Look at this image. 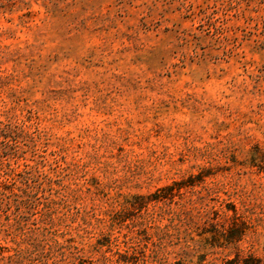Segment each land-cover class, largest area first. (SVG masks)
Segmentation results:
<instances>
[{"label":"rangeland","instance_id":"1","mask_svg":"<svg viewBox=\"0 0 264 264\" xmlns=\"http://www.w3.org/2000/svg\"><path fill=\"white\" fill-rule=\"evenodd\" d=\"M4 8L0 264H264V0Z\"/></svg>","mask_w":264,"mask_h":264},{"label":"trees","instance_id":"2","mask_svg":"<svg viewBox=\"0 0 264 264\" xmlns=\"http://www.w3.org/2000/svg\"><path fill=\"white\" fill-rule=\"evenodd\" d=\"M40 1H45V0H40ZM8 4L10 9L12 8H16L19 10V0H0V14L5 13V5ZM9 11V10H8ZM12 124L10 122L7 123H3L0 122V153H1V147H7L8 145V141L9 138L11 137L12 134ZM15 175L19 176V172H17ZM27 179L30 178L31 174L28 172L27 173ZM18 183V184H16ZM9 185H16V190L13 191L12 189H10ZM171 186L169 187H165L163 188V190H170ZM12 196H15L17 199L14 200L15 204L19 207V182H16L13 180V182L11 181H7V180H0V207L5 205H10V202H7V199L11 198ZM26 196H29L30 198H34L35 199V195L28 193ZM25 199L23 198V201ZM226 241H238L240 239V235L236 236V237H232L229 235V233H226L225 236ZM239 256L236 255L234 259L232 260H227L225 263L226 264H239ZM243 261V260H242ZM243 264H245V262H242Z\"/></svg>","mask_w":264,"mask_h":264}]
</instances>
